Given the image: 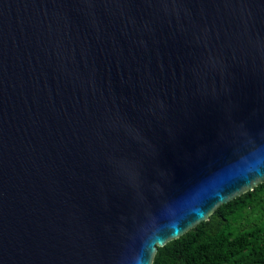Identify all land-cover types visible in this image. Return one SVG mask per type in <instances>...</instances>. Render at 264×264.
<instances>
[{
  "label": "water",
  "instance_id": "water-1",
  "mask_svg": "<svg viewBox=\"0 0 264 264\" xmlns=\"http://www.w3.org/2000/svg\"><path fill=\"white\" fill-rule=\"evenodd\" d=\"M263 181L264 0H0V264H152Z\"/></svg>",
  "mask_w": 264,
  "mask_h": 264
},
{
  "label": "trees",
  "instance_id": "trees-1",
  "mask_svg": "<svg viewBox=\"0 0 264 264\" xmlns=\"http://www.w3.org/2000/svg\"><path fill=\"white\" fill-rule=\"evenodd\" d=\"M152 264H264V181L158 246Z\"/></svg>",
  "mask_w": 264,
  "mask_h": 264
},
{
  "label": "clouds",
  "instance_id": "clouds-1",
  "mask_svg": "<svg viewBox=\"0 0 264 264\" xmlns=\"http://www.w3.org/2000/svg\"><path fill=\"white\" fill-rule=\"evenodd\" d=\"M176 226V225H175ZM169 230H170V232H172L173 231V226H170L169 227ZM157 240L160 242L161 240H163V239H161V237L160 236H158L157 237ZM152 246H158V243H156L155 241L153 242V245Z\"/></svg>",
  "mask_w": 264,
  "mask_h": 264
}]
</instances>
